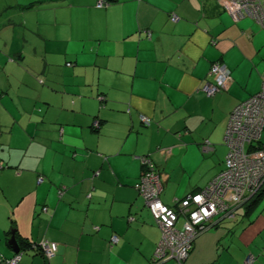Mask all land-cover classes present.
Wrapping results in <instances>:
<instances>
[{
  "label": "crops",
  "instance_id": "1",
  "mask_svg": "<svg viewBox=\"0 0 264 264\" xmlns=\"http://www.w3.org/2000/svg\"><path fill=\"white\" fill-rule=\"evenodd\" d=\"M98 1L0 0V264L16 255L13 233L56 245L19 264H155L162 231L137 189L142 158L176 207L223 171L230 114L263 86L264 28L221 0ZM216 61L231 79L209 96ZM258 208L251 242L234 251L242 226L225 219L184 264H264Z\"/></svg>",
  "mask_w": 264,
  "mask_h": 264
},
{
  "label": "built area",
  "instance_id": "2",
  "mask_svg": "<svg viewBox=\"0 0 264 264\" xmlns=\"http://www.w3.org/2000/svg\"><path fill=\"white\" fill-rule=\"evenodd\" d=\"M224 8L235 18L251 16L264 28V0H221ZM109 4L99 0L98 7ZM172 20H178L176 15ZM71 65V63H69ZM210 76L203 90L213 96L226 88L231 79V72L221 61L212 64ZM96 125L98 121H96ZM264 81L259 92L239 103L231 112L226 132L229 153L225 168L203 190L190 193L177 201L176 207L166 205L161 199L163 189L161 175L149 157H143L144 171L137 183V189L146 205L158 222L162 237L154 256L155 264L170 259L182 263L187 257L197 236L205 229V223L216 215H231L234 209L264 187ZM46 210V209H45ZM180 217L183 222L179 225ZM119 241V236L112 237V243ZM32 244V243H31ZM32 247L42 251L50 258L56 245L43 240ZM20 250L12 259L2 260L1 264H19L23 253ZM254 258L247 260L253 264Z\"/></svg>",
  "mask_w": 264,
  "mask_h": 264
},
{
  "label": "trees",
  "instance_id": "3",
  "mask_svg": "<svg viewBox=\"0 0 264 264\" xmlns=\"http://www.w3.org/2000/svg\"><path fill=\"white\" fill-rule=\"evenodd\" d=\"M222 62V61H221ZM221 91V90H220ZM219 91V92H220ZM217 94V93H216ZM214 96V95H213ZM0 168H2V165H0ZM264 199V187L262 188V190L261 191H259L256 195H254L253 197H251L248 201H246L245 203H243V204H241V205H238L235 209H234V211L231 213V215H229V216H226L225 217V215L223 214V213H220V214H218V215H216L215 217H217V220H215V217L214 218H212L211 220H209L208 222H206L205 223V225H206V229L202 232V233H204L205 231H207V230H209V229H211L212 227H216V226H218V225H220L221 224V222L222 221H224L225 219L226 220H234V221H236V222H238V224L239 225H241L242 226V229H244L245 230V228L247 227V225H248V223L250 222V223H252V220H249V217H250V215L256 210V208H258L259 207V205H260V203H261V201ZM243 208V210H242V212H240L239 213V211L241 210ZM239 214H241V217H239V218H237V216L239 215ZM181 219H183L182 217H180V220ZM218 221V222H217ZM237 224V225H238ZM201 233V234H202ZM201 234H199V235H201ZM198 235V236H199ZM198 236H197V238H198ZM196 238V239H197ZM194 243H195V241H194ZM194 243H193V245H192V248L190 249V251H189V253H188V257H189V255L191 254V252L193 251V249H194ZM21 249L22 250H27V249H29V247H32V244L31 243H26V242H23L22 244H21ZM187 257V258H188ZM186 258V259H187ZM186 259L181 263V264H184L185 263V261H186ZM170 260H176V259H170ZM170 260H167V261H165V262H168V261H170ZM154 261H155V259H154ZM176 261H178V260H176ZM254 261H255V259H254ZM164 262V263H165ZM163 263V262H162ZM254 263V262H253ZM161 264V263H160Z\"/></svg>",
  "mask_w": 264,
  "mask_h": 264
},
{
  "label": "rangeland",
  "instance_id": "4",
  "mask_svg": "<svg viewBox=\"0 0 264 264\" xmlns=\"http://www.w3.org/2000/svg\"><path fill=\"white\" fill-rule=\"evenodd\" d=\"M3 31V30H2ZM1 71V70H0ZM262 140H263V142H264V133H263V136H262ZM248 201V200H247ZM264 209V199L261 201V203H260V205H259V208H258V212L255 214V216H257L259 213H260V211L262 212V210ZM263 214V213H262ZM261 216H264V214L263 215H261ZM226 222H229V220H227ZM257 230H256V229ZM258 228H260V220L257 222V224H256V221L255 222H253L252 221V223H248V225H247V227L245 228V230L243 231L242 230V227H240V228H237V229H235V231H234V233H233V235H234V240H235V242H234V244H235V247L237 248V249H235L234 248V251H239L238 250V248H240V239H241V242L243 241V242H246L247 240H249L250 242H251V240L249 239L250 238V236H249V232L252 230V229H255L256 230V232L257 231H259V229ZM219 231H225L224 229L223 230H221L220 228L218 229ZM228 231H226V233H227Z\"/></svg>",
  "mask_w": 264,
  "mask_h": 264
},
{
  "label": "water",
  "instance_id": "5",
  "mask_svg": "<svg viewBox=\"0 0 264 264\" xmlns=\"http://www.w3.org/2000/svg\"><path fill=\"white\" fill-rule=\"evenodd\" d=\"M9 243L12 245V247L16 253L20 252L21 247H20L19 243L17 242V239H16L14 233H13L12 238L9 240Z\"/></svg>",
  "mask_w": 264,
  "mask_h": 264
}]
</instances>
